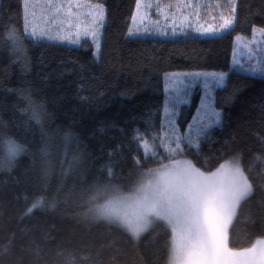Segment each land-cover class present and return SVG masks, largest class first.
I'll use <instances>...</instances> for the list:
<instances>
[{
    "label": "snow or ice",
    "instance_id": "snow-or-ice-1",
    "mask_svg": "<svg viewBox=\"0 0 264 264\" xmlns=\"http://www.w3.org/2000/svg\"><path fill=\"white\" fill-rule=\"evenodd\" d=\"M242 6L247 9L250 34L235 35L230 71L264 80V10L242 5L241 0H134L127 35L222 38L235 31ZM19 9L22 28L6 27L0 33V46H7L11 63L18 64L24 74L33 67L30 45L76 46L90 50L94 61L103 57L102 41L109 20L106 0H21ZM257 15L261 16L259 23L253 20ZM237 47L246 58L236 56ZM230 84L228 71L165 72L162 102L154 112L148 111L144 127L121 128L125 139L107 152L108 159L99 167L101 176L67 189L64 180L80 164L81 155H73L68 169L61 166L53 188L51 138L44 127L52 117L47 102L34 98L31 80L5 86L7 93L22 101L12 107L27 118L16 124L17 132L0 120V171L11 172L19 158L30 152L28 133L33 125L39 127L42 140L38 146L42 161L39 190L31 197L24 195L26 204L18 221L74 204L80 209L72 213L78 223L127 235L135 249L132 264H144L141 241L153 250L154 262L163 249V264H264V136L260 137L261 150L251 153L247 161L238 133L219 148L210 147L215 130L224 127V105L241 90V85L231 84L228 95L219 96L218 90L227 91ZM194 90L199 93L195 105ZM79 98L86 103L95 99L91 95ZM62 138L67 146L75 133L65 130ZM125 162L129 164L127 175L123 173ZM242 209L248 212L245 219L251 229L241 241L235 238V224ZM254 211H259L258 227ZM0 229L6 232L0 257L11 256L19 241L21 251L27 248L35 259H41L36 239H23L31 232L27 225L19 229V236L6 225L0 224ZM105 246H115L117 254L126 255L115 239L99 247ZM56 255L63 257V264H77L78 259L101 264L99 249L80 257L60 249ZM109 259L120 264L116 255Z\"/></svg>",
    "mask_w": 264,
    "mask_h": 264
},
{
    "label": "trees",
    "instance_id": "trees-1",
    "mask_svg": "<svg viewBox=\"0 0 264 264\" xmlns=\"http://www.w3.org/2000/svg\"><path fill=\"white\" fill-rule=\"evenodd\" d=\"M20 2L1 0L0 33L9 26L22 28ZM241 4L264 10V0H241ZM106 5L109 20L102 41L103 57L99 61H94L91 51L86 49L48 43L30 45L33 67L30 73L24 74L18 64L11 63L12 54L7 46H0V120L7 122L12 132H17L16 124H22L27 117L12 107L13 103L22 101L7 93L5 86L16 87L31 80L34 98L42 97L52 113L44 127L51 138L53 175L50 185L53 188L60 179L61 166L68 169L73 155L77 153L81 155V162L65 178L66 189L73 184H87L101 176L99 167L108 159L107 152L125 139L120 129L144 127V117L148 111L151 109L154 112L156 105L162 102L165 72L193 69L229 72L235 35L250 34L249 24L245 22L247 9L242 6L240 22L235 25V31L222 38H132L127 35V27L131 25L134 0H106ZM253 20L259 23L261 16L257 15ZM81 64L85 66L81 68ZM229 74L231 84L241 85V90L230 103L224 105V127L215 130L210 147L215 150L238 133L247 161L251 153L261 150L260 137L264 136V80L240 72L232 71ZM231 84L227 91H220L219 94L227 96ZM81 95H91L95 99L82 102L79 98ZM101 128L103 131H100ZM69 129L75 133V138L65 146L62 132ZM28 138L32 141L30 152L19 158L11 172L0 171V208L3 210L0 224L6 225L8 230L17 231L18 236L19 229L27 225L31 232L23 239H36L41 245V259H35L27 248L21 251L20 242L17 241L12 255L0 257V264H13L18 257L21 258L18 264H63V257L56 255L60 249L73 251L77 257L88 251L95 253L99 249L101 264H113L109 259L111 255H116L120 264H132L135 249L127 235L105 232L98 225L85 227L78 223L72 213L80 209L74 204L62 205L55 212H36L33 217L18 221V214L26 204L24 195L31 197L39 190L38 175L42 161L38 146L42 140L38 126L33 125ZM204 147L207 151L209 145ZM128 168L129 164L125 162V175ZM246 215L247 210L242 209L235 224V238L241 241L246 239L251 229ZM253 215L258 227L259 211H254ZM45 234L48 239H44ZM5 235L6 232L0 229V242ZM112 239L126 255L117 254L115 246L99 247L102 243L107 245ZM139 250L144 264H163L162 248L156 262L153 250L146 247L143 241ZM77 264L90 262L78 259Z\"/></svg>",
    "mask_w": 264,
    "mask_h": 264
},
{
    "label": "rangeland",
    "instance_id": "rangeland-1",
    "mask_svg": "<svg viewBox=\"0 0 264 264\" xmlns=\"http://www.w3.org/2000/svg\"><path fill=\"white\" fill-rule=\"evenodd\" d=\"M0 2H1V0H0ZM37 2H40V0H37ZM39 11V10H38ZM197 34H193V36H196ZM224 36V35H223ZM129 37H132V38H137V37H135V36H129ZM139 38H143V39H149V38H153V39H161V40H170V39H172V40H181V39H188V38H192V36H188V37H185V36H183V35H177L176 37H172V36H168V37H162V36H141V37H139ZM202 38H205V37H199V38H197V39H202ZM259 38V37H258ZM138 39V38H137ZM206 39H210V38H206ZM69 47H76V46H69ZM233 54V53H232ZM236 56L238 57V58H240L241 56H245V58H246V54L245 53H243L242 51H241V49L239 48V47H237V51H236ZM230 69H231V67H232V59H231V62H230ZM229 72H232V71H229ZM244 74V73H243ZM218 93H220V90H218ZM219 96H222L221 94H219ZM198 102H199V93L198 92H196L195 90L193 91V95H192V103H193V105H195V104H198Z\"/></svg>",
    "mask_w": 264,
    "mask_h": 264
}]
</instances>
